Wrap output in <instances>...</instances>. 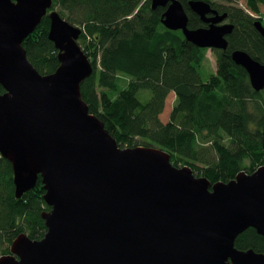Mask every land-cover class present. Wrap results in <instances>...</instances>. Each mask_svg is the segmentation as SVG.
Returning a JSON list of instances; mask_svg holds the SVG:
<instances>
[{
	"label": "water",
	"instance_id": "obj_1",
	"mask_svg": "<svg viewBox=\"0 0 264 264\" xmlns=\"http://www.w3.org/2000/svg\"><path fill=\"white\" fill-rule=\"evenodd\" d=\"M53 0H0V155L13 167L15 194L39 176L50 206L41 239L19 234L0 264H264V253L235 246L249 227L264 237V164L229 182L212 183L189 166H175L158 147H121L81 95L92 62ZM165 7L162 23L200 48L225 50L232 23L204 0L191 11L208 24L190 28L180 0ZM212 12V13H211ZM50 18L49 39L59 68L41 74L23 42ZM255 27L264 35L260 21ZM232 59L264 89V63L236 49ZM264 152V128H263Z\"/></svg>",
	"mask_w": 264,
	"mask_h": 264
},
{
	"label": "trees",
	"instance_id": "obj_2",
	"mask_svg": "<svg viewBox=\"0 0 264 264\" xmlns=\"http://www.w3.org/2000/svg\"><path fill=\"white\" fill-rule=\"evenodd\" d=\"M181 1L190 28L207 26L190 10V0ZM205 1L227 12L234 25L228 48L214 50L217 70L207 78L201 68L208 49L187 41L181 30L165 27V7L153 9L151 0H53L52 8L82 30L79 45L93 73L82 82L81 95L121 147L163 148L175 166H189L212 183L229 182L264 164V91H255L247 71L232 59V52L241 49L264 63V36L255 18L237 5L241 0ZM245 1L253 12L264 6V0ZM49 29L46 15L23 42L28 59L43 75L61 64ZM141 90L151 92L148 102L140 100ZM171 92L176 99L164 123L160 115ZM44 193L39 177L17 198L12 164L0 155V256L10 253L21 233L32 239L45 235L42 213L50 206ZM235 246L264 253V237L249 227Z\"/></svg>",
	"mask_w": 264,
	"mask_h": 264
},
{
	"label": "rangeland",
	"instance_id": "obj_3",
	"mask_svg": "<svg viewBox=\"0 0 264 264\" xmlns=\"http://www.w3.org/2000/svg\"><path fill=\"white\" fill-rule=\"evenodd\" d=\"M237 5L241 6L244 9L248 8L245 0L239 1L237 3ZM255 13L258 15L264 16V6H261V8L258 12L254 11V14ZM216 70H217V65H216V57H215L214 51H213V49H208L207 57L203 63V67L201 68V73H202L203 78H207L212 72H216ZM138 96L142 102H148L151 99L152 94L149 90H141V91H139ZM175 99H176V95L174 92H172L168 95L167 100H166V105L164 108L165 110L160 115V118L162 120H164V121L169 120Z\"/></svg>",
	"mask_w": 264,
	"mask_h": 264
},
{
	"label": "clouds",
	"instance_id": "obj_4",
	"mask_svg": "<svg viewBox=\"0 0 264 264\" xmlns=\"http://www.w3.org/2000/svg\"><path fill=\"white\" fill-rule=\"evenodd\" d=\"M181 1V0H180ZM182 2V1H181ZM166 9V8H165ZM187 12V11H186ZM196 14V13H195ZM189 17V16H188ZM200 17V16H199ZM201 19V18H200ZM58 50V49H57Z\"/></svg>",
	"mask_w": 264,
	"mask_h": 264
},
{
	"label": "bare ground",
	"instance_id": "obj_5",
	"mask_svg": "<svg viewBox=\"0 0 264 264\" xmlns=\"http://www.w3.org/2000/svg\"><path fill=\"white\" fill-rule=\"evenodd\" d=\"M212 13V12H211Z\"/></svg>",
	"mask_w": 264,
	"mask_h": 264
}]
</instances>
